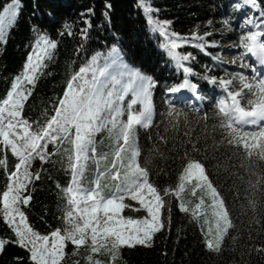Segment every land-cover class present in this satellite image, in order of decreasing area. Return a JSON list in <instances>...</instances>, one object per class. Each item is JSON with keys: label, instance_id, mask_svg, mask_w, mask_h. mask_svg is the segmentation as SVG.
I'll return each mask as SVG.
<instances>
[{"label": "snow or ice", "instance_id": "6c2138e0", "mask_svg": "<svg viewBox=\"0 0 264 264\" xmlns=\"http://www.w3.org/2000/svg\"><path fill=\"white\" fill-rule=\"evenodd\" d=\"M112 7L106 2L102 12L109 26ZM136 7L152 32L164 38L160 46L171 62L183 70L180 82L164 85L170 97L186 90L195 100L203 101L199 83L190 79L197 76L223 93L215 103L217 124L213 129L219 131L221 143L240 156L236 175L247 184V208L255 214L258 203L264 201V6L258 0H235L232 5L234 12L258 10V15L245 14L241 19L234 46L241 50L240 68L250 70L252 82L243 72L232 79L208 73L200 76L185 63L195 57L178 49L190 45L211 55L207 49L219 47L206 39L213 33L194 31L181 36L170 31L173 21L153 18L159 10L152 7L151 0H137ZM0 8V42L6 43L9 30L21 15L22 0H10ZM47 15L54 20L51 13ZM94 15L92 8L80 14L83 27L79 28L81 44L76 55L84 58L78 66L76 61L70 62L62 93L51 99V106L42 109L40 116L26 118L25 109L55 59L59 41L39 25H31V50L21 72L0 97V172L5 176L0 188V222L11 234L10 238H0V255L8 246H16L26 255L15 257L14 264H65L70 257L72 264H125V250L151 248L157 235L171 231L173 204L200 225L204 247L220 253L235 224L225 198L210 178L206 160L200 158L199 138L194 140L190 130L184 132L187 140L177 149L179 167L170 177L171 183L152 179L148 164L141 162L138 134L140 129L154 126L153 96L160 81L127 62L120 46L122 39L115 33L108 37L114 41L111 46L105 42L102 50L86 48ZM221 23L229 32L234 31L230 19ZM76 34L75 24L68 21L57 30L58 37ZM246 57L254 61L247 69L243 63ZM212 59L219 62L218 56ZM167 116L173 131L178 130L181 118L187 124V115L171 99ZM203 119H207L206 113ZM159 139L167 143L164 136ZM9 156L14 159L11 168ZM57 165L68 179L54 184L60 201L59 226L45 234L30 223L26 210L45 170ZM240 171L246 172L247 178ZM156 175L170 176L167 169ZM125 210L138 215H126ZM253 222L261 221L257 218ZM252 250L264 254V246Z\"/></svg>", "mask_w": 264, "mask_h": 264}, {"label": "trees", "instance_id": "16d2710c", "mask_svg": "<svg viewBox=\"0 0 264 264\" xmlns=\"http://www.w3.org/2000/svg\"><path fill=\"white\" fill-rule=\"evenodd\" d=\"M6 2L10 0H0V5ZM106 2L113 6L109 13L110 26L102 16ZM234 2L235 0H151L152 7L159 10L158 13H153L154 19L173 21L170 31L185 37L194 31L200 35L207 31L213 33L206 38L209 41L225 40L238 44L240 35L238 26L241 22L239 15L242 11H233ZM258 3L264 6V0H258ZM22 4L23 9L18 23L9 30L7 42H0V97L5 94L12 78L22 70L26 56L31 50L29 45L34 42V34L30 28L36 24L52 38L58 39L59 43L55 59L46 69L47 74L39 80L35 94L25 109V116L34 120L40 116L42 109L50 107L51 99L62 93L70 71V62L76 61L78 66L84 58L83 54L76 55V49L81 44L79 28L83 27L80 23V14L92 8L95 15L92 18L91 38L85 47L102 50L105 42L111 46L114 41L108 37L110 32L115 33L122 39L120 46L127 54L126 60L160 81V86L153 96L154 126L150 130H139L141 162L148 164L152 179L160 184L171 183L170 177L174 176L175 169L179 167L177 149L187 140L184 132L190 130L194 140L199 138L200 158L206 160L210 178L221 191L229 207L235 229L226 237L220 253L209 252L204 247L200 225L180 213L173 204L171 231L157 235L151 248L137 247L125 250L123 252L125 264H264V254L252 250L264 246V201L258 203V211L255 214L247 208V184L236 175L240 156L234 149L222 144L219 131L213 129L217 124L214 108L220 92L218 87L208 85L197 76L190 79L199 83V94L205 97L203 101L195 100L191 93L190 97L185 99L178 94L170 97L166 93L164 85L180 82L183 79V70L176 68L160 46L164 43V38L152 32L147 18L142 11L137 10V0H22ZM48 13L52 14L54 20L47 15ZM247 15H258V10L248 9ZM226 18L231 20L234 31L229 32L222 25L221 22ZM64 21L75 24L77 34L74 37L57 36V30ZM208 21H212L211 26L208 25ZM178 51L182 54H195V59L185 63L200 76L208 73L219 78L230 73L228 66L212 59V56L218 55L217 48L207 49L211 55H204L190 45H185ZM169 99L187 115V124L181 118L177 131H173L168 122ZM205 113L206 120L203 119ZM161 136L166 138L167 143L160 141ZM13 163L14 159L9 156L10 168ZM35 166L40 167L39 163ZM161 169H167L170 176L158 178L156 173ZM240 175L247 178L244 171H240ZM67 179L59 165L55 168L49 166L45 170L44 178L37 183L31 207L26 211L30 223L39 232L46 234L59 226L60 201L54 184L57 181L64 184ZM4 183L5 176L0 172V188ZM128 213L130 212L125 210V214ZM257 218L261 221L259 224L253 222ZM10 235L8 228L0 222V238L7 239ZM67 251L71 253V247ZM25 255L26 253L19 247L8 246L6 252L0 255V264H14L15 257ZM65 264H72V258L70 257Z\"/></svg>", "mask_w": 264, "mask_h": 264}, {"label": "rangeland", "instance_id": "374dc122", "mask_svg": "<svg viewBox=\"0 0 264 264\" xmlns=\"http://www.w3.org/2000/svg\"><path fill=\"white\" fill-rule=\"evenodd\" d=\"M242 14L244 16L246 14V12L244 11ZM215 42L219 45V47L217 48L218 53H219V57L224 61L225 64H227L228 66H230L232 68V70H231L232 72H231L230 76H228L226 79H232L236 73L243 72V74L248 77V82H252V80H251L252 73L250 72V70H244V69L240 68L241 59H240L239 53L241 50L234 47L236 45V43L227 42L225 40L224 41L215 40ZM230 48H232L231 51L229 50ZM191 54L193 57H195L194 53H191ZM128 63H130V62H128ZM243 63H244L245 69H247V66L249 65L250 61L244 58ZM130 64L133 65L132 63H130ZM133 66L137 67L135 65H133ZM188 199H190V197H188ZM128 215H136V214H134V212L133 213L130 212V213H128Z\"/></svg>", "mask_w": 264, "mask_h": 264}]
</instances>
